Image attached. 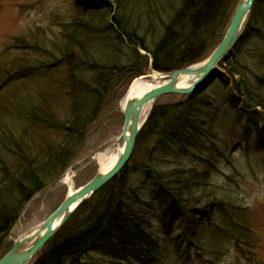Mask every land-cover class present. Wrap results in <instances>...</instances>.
<instances>
[{
	"label": "trees",
	"instance_id": "obj_1",
	"mask_svg": "<svg viewBox=\"0 0 264 264\" xmlns=\"http://www.w3.org/2000/svg\"><path fill=\"white\" fill-rule=\"evenodd\" d=\"M101 1L76 0L75 16L62 33L64 39L56 46L55 60H58L52 59L46 66L68 65L65 76L70 99L68 114L58 118L48 100L43 106L39 103L25 109L27 121L63 132L64 142L48 145L40 159L19 151L18 141L14 139L17 150H11L19 159L16 167L9 169L5 163L0 166L3 175L0 180V251L26 205L70 166L87 132L101 115L112 90L111 84L130 73L134 78L141 76L137 68L140 65H144L147 72H169L201 62L211 53V48H216L223 40L240 0ZM247 31L264 41V0L254 4L245 36L235 52L241 51ZM103 37L107 42H114L116 51L124 55L125 61L114 59L118 54L109 55V49L95 51L105 44ZM219 66L232 78L230 81L219 75L226 84L227 101L240 116L247 115L249 122L254 123L264 150V127L260 124L264 122V103L257 100L248 84L240 83L242 72L237 65L223 60ZM75 70L81 75H75ZM261 73L256 75V82L264 90V69ZM199 95L197 92L183 102L155 107L125 169L77 210L38 254L34 264H94L88 260L89 255L121 264L128 261L156 264L159 237L150 231L142 210L155 209L157 202L162 203L170 221L184 220L182 241L197 246L192 243L197 225L191 223L189 217H198L200 212L209 216L214 207L222 209V197L211 189L210 172L164 169L158 154L166 156L165 148H169L170 141H182L184 135L196 131L204 122L200 118L207 105ZM212 132L209 129L206 136L209 138ZM138 151L144 162L135 160ZM0 162H4L2 157ZM144 188L150 190L151 205L142 199L145 195H140ZM7 252L0 255V259Z\"/></svg>",
	"mask_w": 264,
	"mask_h": 264
},
{
	"label": "rangeland",
	"instance_id": "obj_2",
	"mask_svg": "<svg viewBox=\"0 0 264 264\" xmlns=\"http://www.w3.org/2000/svg\"><path fill=\"white\" fill-rule=\"evenodd\" d=\"M108 1L112 2H101ZM76 4V0H0V157L4 161L0 162V166L5 163L9 169L16 167L19 159L12 154V150H17L14 139L18 141L19 151L40 159L48 150V145L64 142L63 132L33 125L25 119L24 113L30 105L40 103L43 106L47 100L52 102L58 118H64L69 112L70 99L65 89L68 65L46 66L56 59V46L61 38L64 39L62 33L75 16ZM142 34L145 36V33ZM103 40L105 44L99 45L95 51L109 49V55L118 54L114 59L125 61L124 55L116 51L113 41L107 42L105 37ZM244 40L241 51L235 52L236 46L233 54L225 60L238 66L242 72L240 83L248 84L257 100L264 103V90L256 82V75L262 74L264 69V41L248 31ZM214 49L211 48V53L201 62L208 59ZM137 68H140L141 76L134 78L130 73L119 79L121 82L117 80L116 84H111L112 90L106 97L101 115L87 132L70 166L50 189L46 188L26 205L5 240L0 255L8 250V241L13 243L36 224L45 222L60 207L68 194V187L58 186L56 182L73 165L94 154L108 139L121 135L125 120L119 105L134 81L152 73L145 71L144 65ZM74 72L77 76L81 75L79 70ZM219 75L230 81L232 79L219 66L192 94L167 95L155 105L156 108L171 106L200 92L202 103L207 105L200 118L204 122L195 128L196 131L184 135L182 141H170L169 148H165L166 156L158 154L159 163L162 168L171 171L196 169L210 172L211 189L222 197L224 204L222 209L214 207L209 216L200 212L198 217H189L191 223L197 225L192 243L198 247L182 241L181 225L184 220L170 221L161 202H157L155 209H141L150 231L159 237L160 253L156 264H264V150L260 147L254 123L249 122L247 115L240 116L227 101L226 84ZM260 124L264 127V122ZM209 129L213 132L208 138L206 133ZM139 151L135 160L144 162ZM97 173V165L91 164L77 175L74 187L84 186ZM2 178L0 172V180ZM148 191L144 188L140 195H145L142 199L151 205L153 199ZM87 258L94 264H121L98 255ZM123 264L133 263L128 261Z\"/></svg>",
	"mask_w": 264,
	"mask_h": 264
},
{
	"label": "water",
	"instance_id": "obj_3",
	"mask_svg": "<svg viewBox=\"0 0 264 264\" xmlns=\"http://www.w3.org/2000/svg\"><path fill=\"white\" fill-rule=\"evenodd\" d=\"M255 2L256 0L239 1L231 24L223 40L200 69H194L195 67L191 66L183 70H176L168 73L153 72L151 75L141 77L153 82H164V84L143 94L140 98H132L128 100L123 111L125 121L119 139L120 141H125L126 145L115 167L106 174L98 172L93 179L84 186L78 188L75 193L67 195L60 207L53 212L45 222H43L41 228L44 234L41 236L26 237L19 241L16 240L12 246L11 241H8L6 247L9 248L11 246V248L9 252L0 259V264L34 263L37 255L65 226L74 213L86 201L91 199L98 191L118 176L128 165L134 153L137 138L149 118L150 114L144 119L145 111L149 103L153 104V107L150 110L151 113L156 103L164 96L172 94H192L214 73L219 63L232 54V51L242 39L249 24ZM189 75H198V78L190 85V87H179V79L182 76ZM106 148L107 144L105 142L94 154L103 152ZM91 156L87 157V160H85L84 163L91 164L89 161ZM77 167L79 166L75 164L71 168L75 169ZM51 187L52 185L47 189H50ZM58 219L61 220L59 223H57Z\"/></svg>",
	"mask_w": 264,
	"mask_h": 264
},
{
	"label": "bare ground",
	"instance_id": "obj_4",
	"mask_svg": "<svg viewBox=\"0 0 264 264\" xmlns=\"http://www.w3.org/2000/svg\"><path fill=\"white\" fill-rule=\"evenodd\" d=\"M252 15V14H251ZM251 19V17H250ZM208 60V59H206ZM205 60V61H206ZM205 61L200 62L196 65H193L195 67L194 69H200L204 64ZM198 78V75H189V76H182L179 79V87L181 88H187L190 87V85ZM164 82H153L149 81L147 79H137L136 81L131 84L129 87L126 96L121 101L119 108L120 111L123 113L125 106L129 99L132 98H140L143 94L151 91L152 89L163 85ZM153 107L152 103H149V105L146 108L144 119L147 118V116L150 113L151 108ZM123 131V130H122ZM121 136V135H120ZM120 136H116L114 138H110L106 141L107 148L100 153L93 154L91 158L89 159L91 164H96L98 167V172L101 174H106L110 172L115 165L117 164L118 160L120 159L124 149H125V141H120ZM87 160V157L80 160L76 163L77 168L73 169L70 168L65 175L58 181V186H66L68 187V194L70 195L72 193H75L78 189L74 187V180L77 177L79 173H81L84 169H86L91 164L84 163V161ZM61 220H57V223H59ZM43 222H40L35 225L31 230L27 231L26 233L22 234L21 236L17 237L16 240H21L26 237H32V236H41L44 234L42 230Z\"/></svg>",
	"mask_w": 264,
	"mask_h": 264
}]
</instances>
